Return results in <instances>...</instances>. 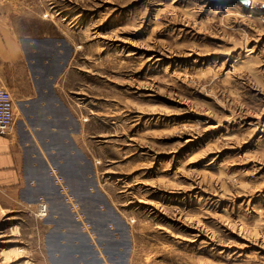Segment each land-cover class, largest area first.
<instances>
[{"label": "rangeland", "instance_id": "rangeland-1", "mask_svg": "<svg viewBox=\"0 0 264 264\" xmlns=\"http://www.w3.org/2000/svg\"><path fill=\"white\" fill-rule=\"evenodd\" d=\"M0 18L78 118L44 212L0 192V264H264V0H0Z\"/></svg>", "mask_w": 264, "mask_h": 264}, {"label": "crops", "instance_id": "crops-1", "mask_svg": "<svg viewBox=\"0 0 264 264\" xmlns=\"http://www.w3.org/2000/svg\"><path fill=\"white\" fill-rule=\"evenodd\" d=\"M2 79L0 85L12 94L14 120L10 133L0 137V192L7 199L31 202L41 197V184L58 186L51 171V159L59 153L51 145L53 138L76 148L77 103L63 92L59 76L33 69L11 27L0 18ZM64 152L72 153L69 148Z\"/></svg>", "mask_w": 264, "mask_h": 264}, {"label": "built area", "instance_id": "built-area-1", "mask_svg": "<svg viewBox=\"0 0 264 264\" xmlns=\"http://www.w3.org/2000/svg\"><path fill=\"white\" fill-rule=\"evenodd\" d=\"M14 103L12 94L9 90L5 89L3 85H0V135L5 136L10 133L12 128V123L14 120ZM58 178H56V181ZM63 195V194H62ZM65 199H67L65 197ZM37 207L40 211L44 212V206L42 205L41 197L38 198ZM45 204V203H44Z\"/></svg>", "mask_w": 264, "mask_h": 264}, {"label": "water", "instance_id": "water-1", "mask_svg": "<svg viewBox=\"0 0 264 264\" xmlns=\"http://www.w3.org/2000/svg\"><path fill=\"white\" fill-rule=\"evenodd\" d=\"M213 2H226V1H236L239 2L242 6L248 7L250 5V0H209ZM59 176V175H58ZM60 177V176H59ZM61 178V177H60Z\"/></svg>", "mask_w": 264, "mask_h": 264}, {"label": "bare ground", "instance_id": "bare-ground-1", "mask_svg": "<svg viewBox=\"0 0 264 264\" xmlns=\"http://www.w3.org/2000/svg\"><path fill=\"white\" fill-rule=\"evenodd\" d=\"M188 140V139H187ZM39 198V197H38ZM42 198V197H41ZM36 202H39V201H36ZM42 205L44 206V210H45V207L46 205L42 202Z\"/></svg>", "mask_w": 264, "mask_h": 264}]
</instances>
